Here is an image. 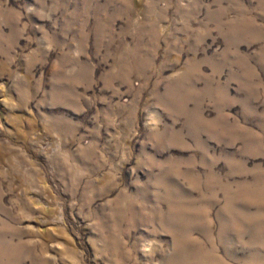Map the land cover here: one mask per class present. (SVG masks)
<instances>
[{
  "label": "rangeland",
  "instance_id": "374dc122",
  "mask_svg": "<svg viewBox=\"0 0 264 264\" xmlns=\"http://www.w3.org/2000/svg\"><path fill=\"white\" fill-rule=\"evenodd\" d=\"M0 264H264V0H0Z\"/></svg>",
  "mask_w": 264,
  "mask_h": 264
}]
</instances>
